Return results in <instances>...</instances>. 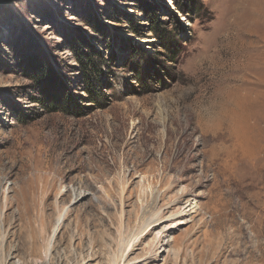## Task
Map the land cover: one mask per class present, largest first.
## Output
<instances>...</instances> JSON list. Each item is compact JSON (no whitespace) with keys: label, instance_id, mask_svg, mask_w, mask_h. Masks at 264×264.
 Returning <instances> with one entry per match:
<instances>
[{"label":"rangeland","instance_id":"374dc122","mask_svg":"<svg viewBox=\"0 0 264 264\" xmlns=\"http://www.w3.org/2000/svg\"><path fill=\"white\" fill-rule=\"evenodd\" d=\"M219 5L0 0V264H264V0Z\"/></svg>","mask_w":264,"mask_h":264},{"label":"clouds","instance_id":"9594fccd","mask_svg":"<svg viewBox=\"0 0 264 264\" xmlns=\"http://www.w3.org/2000/svg\"><path fill=\"white\" fill-rule=\"evenodd\" d=\"M211 11H218L219 0H204ZM208 27L212 31L198 30L196 33V43L192 45V50L200 49L199 52H194V56L187 64L182 66V71L190 76H196L199 71H204L203 65L207 62L209 65L213 62L214 57V41L216 38L217 24L216 21L209 23Z\"/></svg>","mask_w":264,"mask_h":264},{"label":"bare ground","instance_id":"6f19581e","mask_svg":"<svg viewBox=\"0 0 264 264\" xmlns=\"http://www.w3.org/2000/svg\"><path fill=\"white\" fill-rule=\"evenodd\" d=\"M231 104H232V107H233V106L236 107L237 111H238V110H241V111L244 110V109L242 110V106L239 105V102H237V101H234V102H232ZM248 107L251 108V109H253L254 106L251 107V106L248 105ZM253 110H254V109H253ZM227 123H228V122H227ZM150 153H151V152H150ZM159 220H160V212H157L156 214H154L153 217L150 218L149 221H147L146 224H144L143 229H145L146 227H148V226L151 225L152 223H154V222H156V221H159ZM140 232H141V231H140ZM140 232H138L136 235H138ZM121 256L123 257L124 254L122 253ZM121 264H122V263H121Z\"/></svg>","mask_w":264,"mask_h":264}]
</instances>
